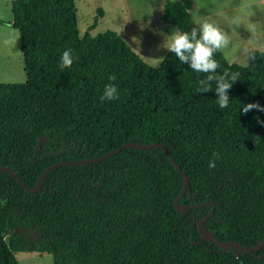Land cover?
<instances>
[{"label": "trees", "instance_id": "obj_1", "mask_svg": "<svg viewBox=\"0 0 264 264\" xmlns=\"http://www.w3.org/2000/svg\"><path fill=\"white\" fill-rule=\"evenodd\" d=\"M192 6L168 1L163 20L190 32L198 27L186 12ZM12 8L28 80L0 84V167L33 189L53 164L161 144L190 181L180 204H216L206 230L248 248L264 240V112L242 111L264 106V61L244 67L216 54L219 74L240 73L221 110L215 83L198 93L205 74L173 53L152 67L117 33L93 36L98 20L81 36L75 0H15ZM67 48L78 59L62 70ZM109 83L119 99L101 102ZM213 153L220 158L209 169ZM183 187L159 148L57 168L38 194L0 172V264H20L16 255L29 252L54 264H264V248L224 251L202 241L198 225L213 205L178 212Z\"/></svg>", "mask_w": 264, "mask_h": 264}, {"label": "rangeland", "instance_id": "obj_2", "mask_svg": "<svg viewBox=\"0 0 264 264\" xmlns=\"http://www.w3.org/2000/svg\"><path fill=\"white\" fill-rule=\"evenodd\" d=\"M13 1L15 0H0V21L3 22L0 25V84H24L28 80L20 34L18 30L12 27L14 21ZM193 1L195 6L192 8V15L195 18H198L203 11L222 13L223 10L229 9L226 14L223 13L222 17H218L219 15L213 17L217 23L223 21L222 24L229 31V37L238 45L237 47L228 46L223 51L231 64L251 67L258 56L255 61H252L245 54L238 55L237 53L242 51V48L264 47V5L261 4V0ZM108 2L109 0L105 3L103 0H75L80 35L83 36L98 20L100 21L99 26L91 32L93 36L117 30L121 32L125 37L124 40L135 52L140 50L145 54V59H142L147 64L158 68L165 59L159 55L160 52L165 54L168 51L163 47L164 35L162 32L152 28L151 31L144 34V37H138L137 30L139 28L136 29L135 25L139 18L138 14H135V7H133L136 0H130V14L122 8H111L106 4ZM101 4H104L102 8L99 7ZM247 4H251V8L245 7ZM231 8L235 10H230ZM100 9L104 11L107 9V11L101 15ZM174 29L178 28L174 27ZM6 40L12 43L5 44L4 41ZM259 58L264 61V57L259 56ZM16 257L20 264H54L53 256L50 254L29 252L18 253Z\"/></svg>", "mask_w": 264, "mask_h": 264}, {"label": "clouds", "instance_id": "obj_3", "mask_svg": "<svg viewBox=\"0 0 264 264\" xmlns=\"http://www.w3.org/2000/svg\"><path fill=\"white\" fill-rule=\"evenodd\" d=\"M245 7L251 8V4H247ZM186 12L191 14V10H186ZM162 35H164L163 47L173 53L181 64H188L192 71L205 74L206 78L199 80L197 92L207 93L212 91L211 85L214 82L219 108L221 110L228 108L231 103L229 91L233 87V84L239 80L240 73L231 72L228 68H224L222 74H219L218 70L222 66L215 58L218 52L228 47L231 43L228 34L218 25L204 21L198 27H193L190 32L175 29L171 35L163 33ZM4 43L8 44L12 42L6 40ZM243 51L248 55L250 60L255 61L256 56L254 52L247 48ZM76 59L78 57L73 56V49H65L60 58V68L62 70L70 69ZM115 79L114 75L109 77L110 81H115ZM118 99V87L114 83L107 84L100 97L101 102ZM254 109L264 112V106H261L259 103L246 104L242 108V111L244 114H247ZM219 158L218 153H213L212 159L208 162L209 169L216 167V160ZM6 204V200H0V206Z\"/></svg>", "mask_w": 264, "mask_h": 264}, {"label": "water", "instance_id": "obj_4", "mask_svg": "<svg viewBox=\"0 0 264 264\" xmlns=\"http://www.w3.org/2000/svg\"><path fill=\"white\" fill-rule=\"evenodd\" d=\"M43 140H41L42 142ZM40 142V143H41ZM127 148H134V149H140V150H151L155 148L161 149L165 155L170 159V161L174 164V166L177 168V170L182 174L184 177V187L182 190L181 195L176 199L175 201V207L176 210L180 213L187 212L192 209H201L207 206L209 203H212L213 208L209 212V214L199 223L198 230L201 235L202 241L207 242H214L218 247H220L224 251H228L231 247H235L239 251L244 252H255L262 248H264V240L257 246L248 248L241 246L240 244L233 243V242H220L212 232L205 229L206 223L210 220V218L214 215L216 210V204L214 202H207L205 204L200 205H181L180 202L182 198L185 196V194L190 190V181L187 177V175L183 172L182 168L179 166L175 158L171 155V153L167 150V148L161 144H153V145H139V144H124L120 147L116 148L115 150L109 152L108 154L98 157V158H90V159H83V160H75V161H66V162H59L56 164H53L52 166L48 167L39 177L36 186L33 189H29L26 187V185L23 183L22 179L10 168L7 167H0V172H7L10 174L25 190L32 194H38L42 189V184L44 182V179L46 176L51 173L53 170L65 167V166H79V165H87V164H95L99 162H103L117 154H119L121 151ZM238 254V253H237Z\"/></svg>", "mask_w": 264, "mask_h": 264}, {"label": "crops", "instance_id": "obj_5", "mask_svg": "<svg viewBox=\"0 0 264 264\" xmlns=\"http://www.w3.org/2000/svg\"><path fill=\"white\" fill-rule=\"evenodd\" d=\"M106 1L107 0H103V3H105ZM168 1H182V0H136L133 7H135V14H138V18H139L136 20V25H135L136 29L139 28V30H137L138 37H141V38L144 37V34H147V32L151 31L152 28L160 30L165 35H171L173 33V30H175L174 29L175 26L170 24V23H167L163 20V13H164L165 5ZM260 2H261V4L264 5V0H261ZM106 4L109 5L113 9L122 8L126 13H129V14L131 13V2H130V0H109V2ZM103 5L104 4H101L99 7L102 8ZM194 6H195V3L193 1L192 8ZM230 10H235V9L231 8ZM100 11L102 12V13H100L101 15H103L105 13V11L102 9H100ZM228 11H229V9L223 10L222 13L203 11V13H201L198 16V18H195L192 15V9H191V16H192V19L196 25L199 26V24L204 22V21H207L209 23H214V24L218 25L223 31H225L229 36V31H227L226 26L222 24L223 21L221 20L222 23H220V21L217 23L215 21V19H213V17H215L216 15H219L218 17H220V16L222 17L223 13L226 14ZM99 22L100 21H98V24L95 28H97L99 26ZM164 23H167V24H164ZM134 24H135V21H134ZM95 28L92 31H94ZM114 32L117 33L119 36H121L123 39H125V37H123L121 32H119L117 30H115ZM141 38H139V39H141ZM230 41H231V43L229 44L230 47H233V46L237 47L238 46L234 43L233 40H231V38H230ZM244 49L245 48H242V51H240L237 54L238 55L245 54V52L243 51ZM247 49L254 52L256 57L257 56L258 57L259 56L264 57V47L263 46H258L255 48L249 47ZM221 52L226 57L224 51L222 50ZM136 53H138L141 58L145 59V54L142 53L140 50H136ZM169 53H170L169 51H166L165 54L160 52L159 55L163 56L162 58H166V56ZM245 55L248 57L247 54H245ZM226 59H227V57H226ZM234 60H236V59H234ZM228 62H229V60H228Z\"/></svg>", "mask_w": 264, "mask_h": 264}]
</instances>
